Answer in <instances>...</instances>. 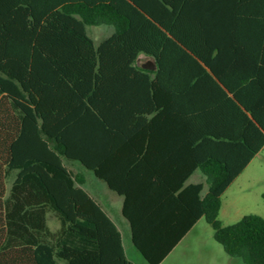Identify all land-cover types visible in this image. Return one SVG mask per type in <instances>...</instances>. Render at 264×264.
I'll return each mask as SVG.
<instances>
[{
  "label": "trees",
  "instance_id": "obj_1",
  "mask_svg": "<svg viewBox=\"0 0 264 264\" xmlns=\"http://www.w3.org/2000/svg\"><path fill=\"white\" fill-rule=\"evenodd\" d=\"M105 20L115 30L96 44L86 26ZM224 40L229 44L220 45ZM140 54L152 56L156 68L137 66ZM261 75L264 0H0V264H134L115 222L63 157L124 195L133 244L149 264H159L200 217L229 256L264 264V217L249 213L228 225L219 219L223 193L264 144V111L239 90ZM200 82L243 115L239 133L206 126V108L193 107L190 95ZM147 88L180 91L182 135L198 142L190 169L208 181L200 198L202 185H192L199 200L190 222L160 225L163 232L138 225L143 200L131 170L127 190L117 170L96 159L101 141L136 133L143 115L156 110L139 106L143 94L131 92ZM196 117L198 127H189ZM220 137L229 140V156L220 142L204 149Z\"/></svg>",
  "mask_w": 264,
  "mask_h": 264
},
{
  "label": "crops",
  "instance_id": "obj_2",
  "mask_svg": "<svg viewBox=\"0 0 264 264\" xmlns=\"http://www.w3.org/2000/svg\"><path fill=\"white\" fill-rule=\"evenodd\" d=\"M210 29L215 30L217 28L213 26ZM102 39H100L99 42ZM99 42L95 43L98 44ZM220 43H222L220 45L229 44L226 40ZM256 45V43L251 44V46ZM141 55L148 57L150 60L139 63ZM151 64H155L154 58L145 54H140L136 61L137 66L145 69H151L144 67V65ZM243 72H245V70ZM151 75L153 76L154 73ZM191 83H193V80ZM242 83L243 84L240 85V88L242 89L238 87L240 92L248 98L249 101L256 104L259 103L260 108L264 111V75L255 76L253 80L252 78H247ZM131 92L133 95L137 93L143 94L141 98L142 103L139 106L147 107L149 104L156 107V110L143 115L144 119L141 123V129L136 131V133L130 131V134L125 137H117L116 139L113 138L110 142L101 141L97 147L96 159L102 167L110 168L111 174L117 170L118 177L120 175L123 179L122 183L127 190L131 188L129 183L134 181V184L136 185L135 187L139 191L140 198L143 200L141 201L138 199L137 201V206H139L140 209L138 225L140 224L143 228H145L143 231L149 230L148 225L157 226L161 229L160 231L163 232L166 228H162L160 225L174 226L175 224H188L191 220V212H194V207L198 206L199 198L203 196L208 189V181L206 175L201 171V169L198 167L190 169V167H192V160L196 158L198 153V147L196 146L198 142L193 141L190 137L188 138L182 135V128L187 126V123L179 118L180 115L175 108L176 102H179L180 100V91L176 88H159L154 90L147 88L137 89L134 91L132 90ZM190 95L194 99L192 103L193 107L195 106L196 109H199V107L206 108L205 118L206 126L208 128H213L222 135H227L231 132L239 133L240 117L244 119L243 115H241L237 109L231 107L230 103L226 99L222 98L218 100L217 97H215V91L209 88L207 84L206 86H202V83L200 82L197 87L190 89ZM198 122L199 121H197L196 117V119L189 122L188 126L198 127ZM136 126L137 125L133 124L131 125V128L136 130L138 129ZM215 139L216 142L210 140L206 141L204 147L205 151H211L212 146L217 145L219 144L218 142H220L222 146L220 152L229 156L230 148L228 147V138L220 137ZM256 140L259 139L257 138ZM256 140L254 143L257 142ZM263 149L264 144L256 152L243 171L246 170L255 157L263 152ZM242 157H244L243 151H241V153L238 151L236 158ZM65 159L67 158L63 157L64 164ZM80 164L84 168H87L81 162ZM130 170L134 174L133 176L136 177L133 181H130L128 178L125 179L126 174L129 173ZM91 171L96 179L91 181L89 189L83 186L86 178L82 173V170L80 172H76L83 177V181L79 185L89 192V194L101 205L112 220L113 218L111 217V214H115L116 208L119 204V200L115 194L121 198V214L128 221L130 239L133 244L130 221L122 212L124 195H121L111 189L104 179L99 178L93 170ZM243 171L238 176H240ZM15 175L16 170L13 171L8 178V189L14 180ZM184 175L187 176L185 180H183L184 182L182 186H179L178 188L176 185L180 182ZM237 177L233 180V182L237 179ZM194 184L202 185L199 198L197 197V192L192 187ZM178 195L180 196V199L178 198ZM202 219L204 218L200 217L193 224H191L185 234L180 238L179 242L159 264H161L171 254L180 241H182L201 222ZM51 229L53 228L51 227ZM133 246L135 247L134 244ZM138 252L141 254L139 250ZM126 256L129 258L127 253ZM141 256L143 258L141 264H149L142 254ZM61 264L66 263L61 262Z\"/></svg>",
  "mask_w": 264,
  "mask_h": 264
},
{
  "label": "rangeland",
  "instance_id": "obj_3",
  "mask_svg": "<svg viewBox=\"0 0 264 264\" xmlns=\"http://www.w3.org/2000/svg\"><path fill=\"white\" fill-rule=\"evenodd\" d=\"M114 25L108 21L87 26L88 34L99 42L114 30ZM148 57L141 55L139 63L147 62ZM65 164L75 172L84 174L83 185L89 189L91 181L95 180L93 172L84 168L80 162L64 160ZM81 167V168H80ZM115 214H111L122 234L125 251L134 264H141L143 258L133 246L130 239L128 221L121 214V198ZM219 219L224 225L238 221L243 215L254 213L264 217V149L248 165L245 171L227 188L221 198ZM48 222L54 229L58 222L49 217ZM161 264H244L240 259L229 256L213 237V228L204 219L174 248L171 254Z\"/></svg>",
  "mask_w": 264,
  "mask_h": 264
},
{
  "label": "water",
  "instance_id": "obj_4",
  "mask_svg": "<svg viewBox=\"0 0 264 264\" xmlns=\"http://www.w3.org/2000/svg\"><path fill=\"white\" fill-rule=\"evenodd\" d=\"M144 67H147V68H151V69H153V68H155V64H151V65H144Z\"/></svg>",
  "mask_w": 264,
  "mask_h": 264
}]
</instances>
